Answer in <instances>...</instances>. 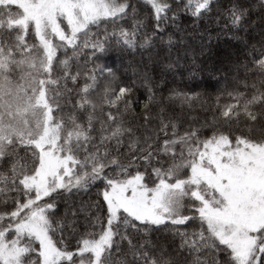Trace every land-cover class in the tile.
Wrapping results in <instances>:
<instances>
[{"label": "snow or ice", "instance_id": "6c2138e0", "mask_svg": "<svg viewBox=\"0 0 264 264\" xmlns=\"http://www.w3.org/2000/svg\"><path fill=\"white\" fill-rule=\"evenodd\" d=\"M182 18L244 59L214 68L236 73L228 102L181 133L164 107L149 123L200 100L162 94L204 70L183 63ZM0 264H264V0H0Z\"/></svg>", "mask_w": 264, "mask_h": 264}, {"label": "trees", "instance_id": "16d2710c", "mask_svg": "<svg viewBox=\"0 0 264 264\" xmlns=\"http://www.w3.org/2000/svg\"><path fill=\"white\" fill-rule=\"evenodd\" d=\"M180 28L184 31V35L188 37L185 40V44L188 47V60L183 61V63L192 65L193 61L195 66L199 68L203 66L202 71L197 70L195 75H191L192 67H189L188 71H185L182 76L177 74L175 78H170L169 82L165 85L163 90V95L167 96L169 89H175L178 92L184 93H200V100L192 104L189 107L187 104H182L180 101L169 102L165 101L164 105H153L151 107V116L154 117L149 123V127H155L159 123V111L161 107L166 109L165 115L168 117H173L177 124L178 130L182 133L185 129L195 126L200 127L205 125L206 122H211L214 115L213 108L216 104V98L219 97L220 104L228 102V97L226 95V89L231 90L233 85V77L236 75L234 69L231 72H225L221 70L217 72L214 70L216 67H221V60L225 56L230 55V59L235 61L239 57L241 63L244 59V53L240 51V45L235 40L229 39L228 35L221 33L217 36L219 29L216 27L215 22L211 24L206 20H202L194 24L191 18H182L179 22ZM104 25H101V31ZM208 29V31H205ZM109 31L111 27L109 26ZM203 33V39H201V34ZM209 33L212 39L209 40ZM258 39V37H257ZM201 50H203V55H201ZM175 54V52L173 53ZM183 55V52L181 53ZM84 57L81 59V64L84 63ZM131 59V57H125V63ZM139 59V57H137ZM110 66L116 67L118 64L115 55H111L102 61ZM224 69L232 68L230 63L225 62L223 65ZM210 69H212L210 71ZM75 70V67L74 69ZM123 72V68H120ZM240 80L244 79L243 70L239 73ZM251 80V77H249ZM241 91L243 87L241 86ZM133 100L138 99V103L134 105L133 113L129 114L127 119H129L133 124L143 125L144 124V104L146 101V95L143 89H140L133 95ZM71 106L69 105L65 111H69ZM143 131V128H142ZM23 155V153H21ZM143 170V169H142ZM149 171H151L149 169ZM98 188L93 187L89 192L82 193L75 196V207L79 210L81 204L87 205L90 202L97 200ZM60 213L65 212V202L63 200L59 201ZM69 210L73 206V201L68 200ZM83 214H81L82 217ZM81 230H83V220L81 218ZM67 235V234H66ZM59 238V237H58ZM153 239H155V234H153ZM74 244L75 241L73 240Z\"/></svg>", "mask_w": 264, "mask_h": 264}]
</instances>
